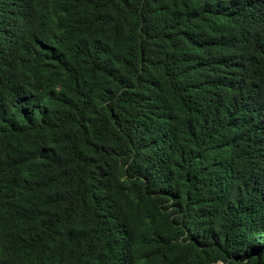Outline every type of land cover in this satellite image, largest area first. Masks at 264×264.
Returning a JSON list of instances; mask_svg holds the SVG:
<instances>
[{
    "label": "trees",
    "instance_id": "16d2710c",
    "mask_svg": "<svg viewBox=\"0 0 264 264\" xmlns=\"http://www.w3.org/2000/svg\"><path fill=\"white\" fill-rule=\"evenodd\" d=\"M0 264H264V0H0Z\"/></svg>",
    "mask_w": 264,
    "mask_h": 264
}]
</instances>
